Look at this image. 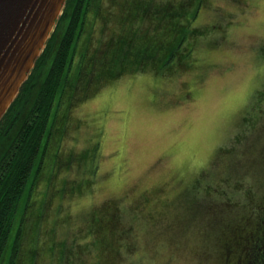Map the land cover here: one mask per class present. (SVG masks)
I'll use <instances>...</instances> for the list:
<instances>
[{"label": "rangeland", "instance_id": "rangeland-1", "mask_svg": "<svg viewBox=\"0 0 264 264\" xmlns=\"http://www.w3.org/2000/svg\"><path fill=\"white\" fill-rule=\"evenodd\" d=\"M100 3L111 2L91 0L90 15ZM103 7L100 14L111 18L118 36L106 51L99 48L93 78L85 81L91 77L83 69L57 111L19 262L226 264L233 228L264 195V0H118L116 15ZM163 9L184 16L190 52L167 65L157 59L160 51H139L119 63L117 48L134 26L132 16L157 43L175 35L176 20H162ZM69 16L53 28L32 98ZM131 42L137 48L144 41ZM29 108L0 139V160ZM20 213L19 206L16 222Z\"/></svg>", "mask_w": 264, "mask_h": 264}, {"label": "trees", "instance_id": "trees-1", "mask_svg": "<svg viewBox=\"0 0 264 264\" xmlns=\"http://www.w3.org/2000/svg\"><path fill=\"white\" fill-rule=\"evenodd\" d=\"M90 1H66L64 9L65 11L67 8L69 9L66 14L62 13L60 17L63 18L70 13L68 26L54 51L44 80L37 87L34 98H32L39 76L38 70L46 65L48 55L51 53L50 37L28 77L20 87L16 98L0 120L1 139L14 127L22 109L30 103V108L24 116L18 132L0 160V264H21L19 259H21L23 252L19 246L20 235L23 223L28 218L27 213L32 203L34 186L47 160L52 132L56 128V122L61 118L60 116L58 119L59 114L57 111L59 107L62 106L66 94L72 88H76L74 81L82 79L83 69L89 68L87 76L91 77L85 81H90L93 78L91 74L95 72L94 65L97 59V51L101 48H105L106 51L107 47L113 43L116 28H113L111 18L109 19L106 14H100L99 7H103L101 3L97 5L98 8L94 10L93 15H90ZM148 4L152 5V2L148 1ZM109 6L110 4L103 7L105 12ZM163 6L167 7L168 5L164 4ZM145 15H148V13ZM196 15L197 9L194 8L190 18L194 19ZM92 16L94 18L93 23L89 25L87 20ZM166 18L176 20L175 35H168V42L161 44L152 40L153 37L150 36L151 34L148 31L150 29L145 27L146 30L143 31L142 19L137 20L136 17L133 18L132 16L130 20L134 22V26L128 31L122 32L123 37H121L122 40L117 48L116 59L119 63L130 55L137 57L136 53L139 51H146V53L160 51L158 52L160 55L157 53L159 55L157 59L166 65L175 59L185 57L190 52V49L185 46L186 41L190 42V37L187 31L184 32L185 24L182 22L184 16H181L180 12L172 13L170 10L163 9L162 20ZM97 23L101 24L98 34H96L99 35V38L96 44H92L95 40L94 37H89L86 41L85 35H88V32L93 34L92 31H95ZM107 26H110L112 32L107 29ZM80 39L86 43L83 44V49L76 58L75 51ZM132 39L137 40V43L144 41L143 45L136 48V43L131 42ZM154 39H156L155 36ZM90 43L94 51L92 50L89 59L91 65L87 66L84 56L89 55ZM74 64L75 68L73 70ZM154 68L156 69V66ZM139 69L143 70V68H137L136 70L139 71ZM123 71L126 70L123 69ZM121 73L122 70L118 72V76ZM108 74L110 73L107 70L103 76ZM19 206L21 213L16 222ZM15 222L14 236L9 244V236ZM233 230L235 231L236 241H229V247L231 248L227 252L232 253V258L231 260L227 259L226 264H241L244 258L246 259L245 264H264V195L260 198L259 203L250 210L244 222L237 224ZM6 251L8 254L5 258Z\"/></svg>", "mask_w": 264, "mask_h": 264}, {"label": "water", "instance_id": "water-1", "mask_svg": "<svg viewBox=\"0 0 264 264\" xmlns=\"http://www.w3.org/2000/svg\"><path fill=\"white\" fill-rule=\"evenodd\" d=\"M67 0H0V120L49 39Z\"/></svg>", "mask_w": 264, "mask_h": 264}, {"label": "flooded vegetation", "instance_id": "flooded-vegetation-1", "mask_svg": "<svg viewBox=\"0 0 264 264\" xmlns=\"http://www.w3.org/2000/svg\"><path fill=\"white\" fill-rule=\"evenodd\" d=\"M110 2H111V3H110V6H109V8L107 9L106 12H109V11H110V8H111V9L114 8V6L118 3V0H110ZM114 9H115V8H114ZM101 11H102V10H101ZM116 13L119 14V11L117 12L116 9H115V15H116ZM93 19H94L93 16H92L91 18H88V20H87L88 23H87V24L90 25L91 23H93ZM109 19H110V18H109ZM107 20H108V19H107ZM107 29L110 30V31L112 32V29L110 28V26H107ZM88 35H90V37H92V34H88ZM88 35H87V34L85 35V39H86V41H88V38H89ZM93 37H94V35H93Z\"/></svg>", "mask_w": 264, "mask_h": 264}]
</instances>
